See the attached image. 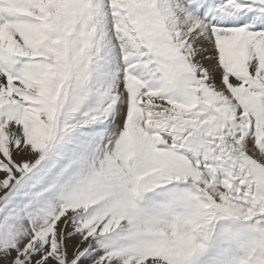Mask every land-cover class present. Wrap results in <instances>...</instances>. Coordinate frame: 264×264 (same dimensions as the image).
<instances>
[{"label":"snow or ice","instance_id":"obj_1","mask_svg":"<svg viewBox=\"0 0 264 264\" xmlns=\"http://www.w3.org/2000/svg\"><path fill=\"white\" fill-rule=\"evenodd\" d=\"M0 264H264V0H0Z\"/></svg>","mask_w":264,"mask_h":264}]
</instances>
